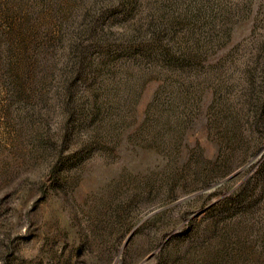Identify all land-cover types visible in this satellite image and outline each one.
<instances>
[{
    "label": "rangeland",
    "instance_id": "rangeland-1",
    "mask_svg": "<svg viewBox=\"0 0 264 264\" xmlns=\"http://www.w3.org/2000/svg\"><path fill=\"white\" fill-rule=\"evenodd\" d=\"M0 264H264V0H0Z\"/></svg>",
    "mask_w": 264,
    "mask_h": 264
}]
</instances>
